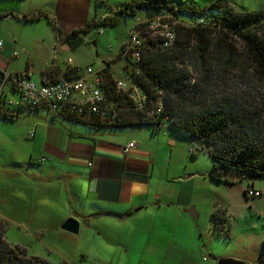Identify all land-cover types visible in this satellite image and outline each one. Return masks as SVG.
<instances>
[{"label":"crops","instance_id":"crops-1","mask_svg":"<svg viewBox=\"0 0 264 264\" xmlns=\"http://www.w3.org/2000/svg\"><path fill=\"white\" fill-rule=\"evenodd\" d=\"M63 1L71 6L60 1L51 15L75 17L74 0ZM48 9L0 4V67L15 74L28 71L37 85L62 77L67 63L64 67L58 54L73 50L62 40V32L59 36ZM39 12L48 15L56 31L54 43L59 42L36 54L17 32L20 22L34 21L23 15ZM115 59L108 57L105 67L115 79L124 80L113 71ZM7 92L9 97L12 92ZM164 131L146 125L91 126L47 109L2 102L0 220L7 224V241L48 264H219L221 259L256 264L263 251L256 232L264 222L244 216L264 217V189L253 181L258 177L249 182L215 181L224 186L218 190L225 198L215 196L204 219L193 204L199 167L182 166L190 161L183 149L174 153L176 139L170 141L171 148L164 145L159 137ZM130 142L136 146L124 153ZM176 154L183 163L175 167L183 172L171 176ZM249 184L263 195L250 198ZM215 212L221 215L218 220ZM69 218L80 221L77 234L62 229Z\"/></svg>","mask_w":264,"mask_h":264},{"label":"trees","instance_id":"trees-1","mask_svg":"<svg viewBox=\"0 0 264 264\" xmlns=\"http://www.w3.org/2000/svg\"><path fill=\"white\" fill-rule=\"evenodd\" d=\"M208 9L223 12L221 16L210 15L206 12ZM208 9H199L187 3L177 6L170 0H131L119 6L111 15L94 18L85 27L73 30L62 40L74 49L81 42L80 34L89 32L93 26L117 25L126 16L137 19L142 14L166 15L172 20L176 19L178 24H173V21L171 24L175 32L174 42L165 46L164 38L160 35L158 40L150 38L148 46L142 51L138 75L133 71L135 62L124 58V72L146 96L143 109L136 108L129 92H116L114 84L120 79H115L112 72L104 67L108 99L123 106L113 126L146 125L156 131L161 129L159 115L162 118L169 116L173 120L169 127L186 136L197 150L208 152L212 157L211 178L214 181L231 183L264 177V106L251 109L237 95L225 94L220 89L214 92L216 79L222 73V67L218 66L221 68L217 70L215 65L225 60L231 61L226 67L232 63L235 65V53L229 48L227 33L222 29L226 27L243 42L244 52L256 64L264 81V42L247 31L249 27L258 26L264 21V10L237 11L231 0H216ZM184 15L198 18L187 21L189 25H186ZM43 16L48 17L46 13L39 12L25 14L22 19L35 20ZM213 24L223 27L215 29ZM55 28L61 37L60 29L56 25ZM211 35H217L215 42H212ZM191 41H195L196 45L192 47ZM231 82L230 90L236 92V82ZM160 104L161 112L155 114L156 119L152 118L149 112ZM220 216L214 213L215 220ZM6 232V222L0 221V264H48L38 257L28 256L21 246L8 242ZM256 264H264V242Z\"/></svg>","mask_w":264,"mask_h":264},{"label":"rangeland","instance_id":"rangeland-1","mask_svg":"<svg viewBox=\"0 0 264 264\" xmlns=\"http://www.w3.org/2000/svg\"><path fill=\"white\" fill-rule=\"evenodd\" d=\"M64 3V5L71 6L69 1L63 0H55L54 3L52 0H0V4H8L14 7L24 8L30 10L35 8L39 10L40 8H49L45 12L50 14V16L55 20L56 25L60 28L63 36H67L72 33L77 27H85L88 23H91L94 18L100 19L102 14L111 15L120 5L125 4L128 0H74V6L77 7L78 13L75 17L69 19L62 20L56 19L51 14L57 13V7L59 2ZM216 0H170L171 3L180 6L182 3H187L189 5H195L199 9H208L212 3ZM233 7L237 11H248V10H264V0H231ZM207 14H217V16L222 15V10L220 9H208ZM84 13L81 16L80 14ZM142 14V13H141ZM220 14V15H218ZM214 16V15H213ZM155 20V29H160L162 23H168L169 25L174 23L178 24L176 19L172 20L169 16L166 15H155V16H147L142 14L143 19H154ZM186 21L184 24L189 25L191 20H196L198 16H189L184 15ZM136 23V19L134 17H124L121 22L117 25H101V26H93L92 29L87 33H82L79 35L81 38L80 44L74 48L73 50H69L67 52H61L58 54L61 64L65 67L68 59L71 57L75 61V63L82 67L84 70L87 66H92L95 70H101L102 68L107 65V58L108 57H115L116 59L112 62L113 71L117 75V78H121L127 80L130 83L128 74L124 72V65H126V61L123 58H118L119 53L123 44L128 39V29L133 27ZM191 25V24H190ZM215 29H221L223 26H219L218 24H213ZM102 29L103 32L99 33V29ZM225 33H227V44L229 48H231L236 58L233 60L235 61V65L228 66V62L225 60L224 62H220V65H215L216 69L219 70L222 67V73L216 79L217 89L214 88V92H217L219 89L226 93H232L237 95L242 102L246 105H249L251 109L264 106V81L261 79L262 77L258 73V69L255 63L251 60L250 56L244 52V44L238 38L237 34L233 31L226 28H222ZM53 24L49 21L48 18L42 17L39 20L29 21V22H20L18 28V34L21 38V41L26 44L34 53H38V51L44 47L54 48L57 43H54V35H56V31L54 32ZM251 32L255 37L261 39L264 42V21L255 27H249L248 30ZM160 32V30H159ZM160 33L158 30L152 32L151 39L158 40ZM217 36V35H216ZM216 36L211 35L212 42L216 41ZM214 37V38H213ZM18 40V39H16ZM196 42L191 41V46H195ZM231 45V46H230ZM214 46V45H212ZM26 57V54L22 55ZM250 58V59H248ZM216 62V61H215ZM188 63H191V60H188ZM218 64V63H217ZM218 66H221L220 68ZM231 66V67H230ZM193 71V70H192ZM221 78V79H220ZM193 78H191V81ZM235 81L236 83V92L230 90L232 82ZM220 85V86H219ZM213 88V87H212ZM237 93V94H235ZM9 98L17 99V93H10ZM256 108V109H257ZM260 109V108H259ZM147 111V110H146ZM150 115V113H149ZM152 118L156 119L155 114L150 115ZM159 120L161 121L160 128H164L165 133L160 135L161 141L167 148H171V140L176 139L177 145L174 146V153L177 152V149H183L185 152V158L190 161V164L183 163L182 158L179 157V154L175 155L173 158L174 165L170 169L171 176L179 174L183 172L179 163H183L182 166L186 165L187 170L188 167H199L200 172L197 173L196 179V193L195 199H193V204L196 210L199 213V216L202 218L209 217V210L213 207V198L220 195L221 198H225L223 190L219 187H224L223 185H217L216 182L211 178V173L209 170L213 165L212 157L208 154V152L197 150L193 147L191 141L184 139L186 136L183 137L179 136V134L174 131V128H166L164 124H172L173 120L169 116L161 117L159 115ZM159 127V122L157 124ZM169 127V126H168ZM171 127V126H170ZM184 140H183V139ZM196 150V151H195ZM194 154V155H193ZM174 155V154H173ZM255 181L256 185L261 186L264 189V177H258ZM263 193L259 196H249L250 198H256L262 196ZM253 212L254 209L252 210ZM244 218L248 221L251 220H259L264 222L263 216H258V214L251 216V214L246 213ZM2 221V220H0ZM263 226V225H261ZM256 237V243L259 249V252L262 250V244L264 240V226L261 228L260 232ZM246 251V250H245ZM245 254V253H244ZM251 254V251H250Z\"/></svg>","mask_w":264,"mask_h":264},{"label":"built area","instance_id":"built-area-1","mask_svg":"<svg viewBox=\"0 0 264 264\" xmlns=\"http://www.w3.org/2000/svg\"><path fill=\"white\" fill-rule=\"evenodd\" d=\"M156 19L159 17L137 18L135 25L129 29L128 39L119 54L120 58L128 57L135 62L136 66H132L135 75L140 73L138 64L141 63L143 48L148 46L152 32L158 30L160 36L164 38L165 46L171 45L175 40V32L168 23H162L160 29H155ZM100 32H103L101 28ZM16 56L17 52L14 53V57ZM54 66L51 65V71L54 70ZM107 84L104 68L95 70L92 66H87L83 70L71 58L68 59L66 72L62 77H56L41 85H37L31 79L28 71L15 74L0 67V104L4 102L9 106L31 110L47 109L52 115L73 118L87 125L113 126L123 106L108 99ZM114 89L117 93L129 92L137 105L136 108H144L146 96L133 79L130 83L124 80L116 81ZM7 91L17 93L18 98H9ZM161 109L162 104L149 113L156 114L161 112ZM135 146V142H130L124 147V153L130 152ZM45 159L42 158L40 161ZM246 193L249 196H259L262 191L248 186Z\"/></svg>","mask_w":264,"mask_h":264},{"label":"water","instance_id":"water-1","mask_svg":"<svg viewBox=\"0 0 264 264\" xmlns=\"http://www.w3.org/2000/svg\"><path fill=\"white\" fill-rule=\"evenodd\" d=\"M251 179V178H250ZM80 227V221L75 218H69L65 221L62 226V229L72 233L77 234ZM219 264H245L242 261H238L235 259H221L219 260Z\"/></svg>","mask_w":264,"mask_h":264}]
</instances>
